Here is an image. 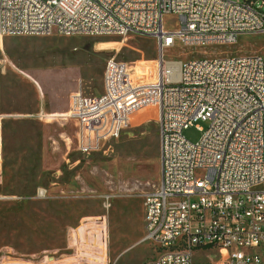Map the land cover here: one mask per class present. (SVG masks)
<instances>
[{
	"label": "built area",
	"instance_id": "obj_1",
	"mask_svg": "<svg viewBox=\"0 0 264 264\" xmlns=\"http://www.w3.org/2000/svg\"><path fill=\"white\" fill-rule=\"evenodd\" d=\"M167 15L178 18L175 32L164 28ZM50 33L157 41L156 81L111 59L102 94L79 88L65 116L89 155L120 138L138 112L158 108L161 183L145 197L146 237L159 252L151 264H264V57H165L177 41L212 46L264 34V0H0V36ZM196 125L202 136L192 143L184 132ZM213 249L226 257L195 260Z\"/></svg>",
	"mask_w": 264,
	"mask_h": 264
},
{
	"label": "rangeland",
	"instance_id": "obj_2",
	"mask_svg": "<svg viewBox=\"0 0 264 264\" xmlns=\"http://www.w3.org/2000/svg\"><path fill=\"white\" fill-rule=\"evenodd\" d=\"M163 23L168 32L179 27L174 15ZM161 56L157 41L139 34L0 37V264H151L158 257L145 233V197L161 183L158 108L138 112L120 138L89 155L65 116L79 88L102 94L109 60L154 82ZM249 56L264 57V34L212 46L177 41L165 52L183 63ZM197 126L184 132L192 143L202 136ZM203 254L195 260H221L227 251Z\"/></svg>",
	"mask_w": 264,
	"mask_h": 264
},
{
	"label": "trees",
	"instance_id": "obj_3",
	"mask_svg": "<svg viewBox=\"0 0 264 264\" xmlns=\"http://www.w3.org/2000/svg\"><path fill=\"white\" fill-rule=\"evenodd\" d=\"M157 167H158V170L161 171V174H162V164H161V159L158 160Z\"/></svg>",
	"mask_w": 264,
	"mask_h": 264
},
{
	"label": "bare ground",
	"instance_id": "obj_4",
	"mask_svg": "<svg viewBox=\"0 0 264 264\" xmlns=\"http://www.w3.org/2000/svg\"><path fill=\"white\" fill-rule=\"evenodd\" d=\"M0 37H3V36H0ZM174 62H177V61H174ZM178 63H181V62H178ZM158 79V75H157V78H156V80ZM155 80V81H156ZM152 108V107H151ZM153 108H155V107H153ZM146 109H148V108H146Z\"/></svg>",
	"mask_w": 264,
	"mask_h": 264
},
{
	"label": "crops",
	"instance_id": "obj_5",
	"mask_svg": "<svg viewBox=\"0 0 264 264\" xmlns=\"http://www.w3.org/2000/svg\"><path fill=\"white\" fill-rule=\"evenodd\" d=\"M77 263V262H76ZM75 262H70L69 264H76Z\"/></svg>",
	"mask_w": 264,
	"mask_h": 264
}]
</instances>
